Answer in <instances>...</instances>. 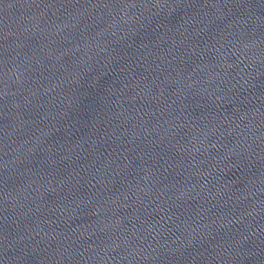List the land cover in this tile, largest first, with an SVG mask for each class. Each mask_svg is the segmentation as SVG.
Returning a JSON list of instances; mask_svg holds the SVG:
<instances>
[{
  "label": "water",
  "instance_id": "1",
  "mask_svg": "<svg viewBox=\"0 0 264 264\" xmlns=\"http://www.w3.org/2000/svg\"><path fill=\"white\" fill-rule=\"evenodd\" d=\"M0 264H264V0H0Z\"/></svg>",
  "mask_w": 264,
  "mask_h": 264
}]
</instances>
